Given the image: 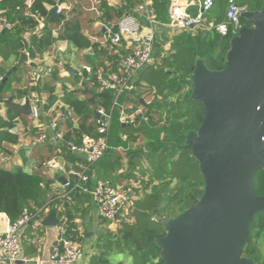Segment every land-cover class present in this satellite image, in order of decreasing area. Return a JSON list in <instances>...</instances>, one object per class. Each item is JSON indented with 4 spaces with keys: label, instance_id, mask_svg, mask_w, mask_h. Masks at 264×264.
<instances>
[{
    "label": "trees",
    "instance_id": "obj_1",
    "mask_svg": "<svg viewBox=\"0 0 264 264\" xmlns=\"http://www.w3.org/2000/svg\"><path fill=\"white\" fill-rule=\"evenodd\" d=\"M26 1L0 0V12L13 24L11 31H0V109L7 102H16L29 94L30 90L27 87L31 84V71L36 67L35 63L28 69L23 66L16 73L8 76V72L18 63L22 54L34 60L38 53L49 50L58 40L67 41L78 50L91 46L78 22L68 21L58 38L55 37L56 26L66 18L62 13L52 14L51 10L47 9L55 6L54 0H35L31 9L32 14L29 16H25L22 12L26 7ZM151 1L157 20L166 23L168 13L164 0ZM215 1L216 4H220L218 17L224 19L226 2ZM126 2L127 5L117 11L109 9L103 3L105 12L102 18L121 19L124 15L136 17L133 9L140 0L133 2L126 0ZM239 2L242 5L247 4L250 11H259L263 5L262 0H239ZM40 19H43L44 26L39 31ZM206 22L210 23L207 18ZM241 23L250 26L243 19ZM230 40L229 36H222L215 29L209 30L203 25L171 39L159 36L153 54V64L144 69L135 85L132 84L133 88L128 91L129 96H133L130 102L138 105L143 94L159 99L145 109L146 119H149L148 122L155 128L145 124V119L143 121L141 118L128 125L116 120L113 146L97 165L90 164L79 155L71 153L69 144L81 145L86 138H97L95 122L97 110L99 108H104L108 112L112 110L115 94L101 91L98 82L94 81L95 86L90 89L85 85V90L67 91L71 114L68 112L62 125L59 124V129L63 126L62 139L54 140L53 136L48 135L45 143L49 144L41 149L38 143L40 132L33 131V139L37 142L36 148L43 153L42 160L51 161L53 158H61L66 168L86 165L96 182L108 181L115 188H118L117 184L123 176L118 174L122 169V156L119 151L123 150L126 153L125 157L133 155L142 157L149 167L145 173L139 168L135 169L137 173L134 179L142 180V187L133 194L135 199L132 201L129 221L122 220L114 230L107 229L98 233L96 249L87 264H165L155 244L158 238L165 235L162 220L173 219L197 204L203 196L205 187L198 162L191 153L182 148L187 134L197 131L203 121L202 104L191 100L192 67L200 58L212 71L224 69ZM166 45H169V50L165 49ZM116 47L100 50L94 47L97 53L107 55L104 58L111 62V71L118 70L120 58ZM98 65L100 67L97 68L107 69L103 67V62H99ZM149 73L154 74L149 76ZM53 77L56 82L61 81L56 73ZM6 78V83H3ZM24 80L27 82L23 85ZM45 89L50 93L54 92L53 88L39 87L32 90H37L40 96ZM124 102H128V99L121 102L122 106ZM43 110L46 112V105L40 104V116ZM114 112L113 115L117 117L120 110L116 114ZM17 119L28 122L26 117L12 109H7V118H3L0 114V152L4 156L12 155L15 150L13 147L19 145V136L12 133L16 128ZM151 128L157 130L156 133L151 132L154 137L149 135ZM124 135L127 136L126 141L121 139ZM128 174L126 175L128 186L125 188L132 189V184L135 182L133 176L129 172ZM51 183L52 181L49 179L45 181L38 173L30 174L22 166H1L0 162V214L7 215L11 221L21 218L25 210L31 215V222L22 235L23 254L28 260L37 256L35 239L38 237L39 229L44 227V220L52 211H55L58 224H64L70 240L81 242L89 238L79 234L76 229L77 218H82L89 205L81 212L77 209L73 213L70 211V206L73 203L76 204L75 208L78 205L83 207L89 204L91 197L84 193L77 196L70 190L64 197L53 195L47 199L46 189ZM254 188L257 196L264 197V170L256 173ZM173 190H176V194L171 197L169 193ZM173 203L178 204L179 208L173 209L175 205ZM46 206L49 208L47 213ZM243 255L258 264H264V212L256 215L252 224V234Z\"/></svg>",
    "mask_w": 264,
    "mask_h": 264
},
{
    "label": "water",
    "instance_id": "obj_2",
    "mask_svg": "<svg viewBox=\"0 0 264 264\" xmlns=\"http://www.w3.org/2000/svg\"><path fill=\"white\" fill-rule=\"evenodd\" d=\"M241 17L250 26L231 38L225 68L212 71L200 58L192 67L191 100L202 104L203 121L182 148L198 162L205 187L197 204L162 221L165 235L155 244L165 264H258L243 251L256 215L264 212V197L254 188L256 173L264 170V1L261 10ZM28 60L22 54L8 76ZM5 106L32 116L30 101ZM43 225H58L55 211Z\"/></svg>",
    "mask_w": 264,
    "mask_h": 264
},
{
    "label": "built area",
    "instance_id": "obj_3",
    "mask_svg": "<svg viewBox=\"0 0 264 264\" xmlns=\"http://www.w3.org/2000/svg\"><path fill=\"white\" fill-rule=\"evenodd\" d=\"M216 5L215 0H169L168 21L160 23L152 5L148 1H143L137 6V12L142 20L132 16L124 15L117 23L116 27L107 25L105 31L109 34L111 46H118L127 42L132 46L131 52L122 58L117 71H110L104 76L103 69H97L96 78L101 91L113 92L115 99L112 110L108 112L104 108H99L95 116L98 136L97 138H86L81 145L69 144V150L73 154L84 157L90 164L98 163L111 149V129L113 124V112L117 108L120 110V123L123 125L133 124L134 118L126 114L125 108L121 105V99L125 92L130 90L133 79L143 71L153 60V54L157 46L158 33L164 31L168 38H173L185 31L192 30L203 25L207 29H215L222 36L230 38L237 36L242 28V14L250 11L248 5L240 4L239 0H226L225 17L220 23H207L205 15ZM58 15L62 13V8H57ZM13 24L7 16L0 12V31H11ZM32 64V60H28ZM43 70L35 71L32 80L38 81ZM26 101V100H25ZM32 105V116L34 121L40 118L39 105L44 101L37 96L28 98ZM69 114L71 112L69 111ZM40 127H42L40 125ZM53 133L54 140L63 138V130L59 129L58 119H53L46 126H43L38 138V143H45L48 132ZM126 141L127 136H121ZM60 172L67 176V188L72 192L87 193L92 196L98 208L100 218L104 222L118 225L122 220L129 221L132 201L135 199L133 190L130 188H115L108 181H97L91 189L89 183L92 176L86 165L78 167H68L65 164L57 166ZM45 212H49L46 206ZM31 222L30 213L25 210L21 218L11 221L8 217L0 221V225L5 227L4 232H0V263L19 264H46L45 260L24 259L22 247V235ZM61 235L65 233V226L57 225ZM4 236V237H3ZM82 247L64 237L57 239L51 247L49 261L55 264H77L83 257Z\"/></svg>",
    "mask_w": 264,
    "mask_h": 264
},
{
    "label": "crops",
    "instance_id": "obj_4",
    "mask_svg": "<svg viewBox=\"0 0 264 264\" xmlns=\"http://www.w3.org/2000/svg\"><path fill=\"white\" fill-rule=\"evenodd\" d=\"M34 1L35 0L26 1L25 3L26 7L24 8V10H22L25 16H29L32 14L31 9ZM54 1H55V6L47 7V9L51 10L52 12L54 8L60 7L62 8V14H64L66 18L65 21L61 22L56 26L54 31L55 37L58 38L60 31L64 29L68 21H74L80 23L83 29V34L91 43V46L90 48L87 49L78 50L77 48L71 46L67 41L58 40L49 50L37 54L36 59L32 60L33 63L36 64V67L32 68L33 70L31 71L32 72L31 84L27 87V89L30 90L29 94L23 97L21 100L16 101L15 103L24 104L28 98L37 96L44 101V104L42 105H46L47 110L46 112L43 110V113L41 114L37 122L32 120L30 117L27 118L28 119L27 123L25 122L24 119H17L16 128L12 131V133L17 134L19 136V145L13 147V150L14 149L15 150L12 155L4 156V154L0 152L1 166H6V165L13 166L14 164L16 166H22L30 174L38 173L45 179V181L47 179L52 181V183L46 189L47 199H49L53 195H61V197H64L66 196L65 193L68 192L67 187L60 181V178H65L67 180V176L65 175V173L60 172L57 169V166L62 164L64 161H62L61 158H56V159L53 158L51 161L42 160L41 158L43 156V153H41L40 150L36 148L37 142L34 141L32 133H34L33 131L40 132L43 126H46L50 121L56 118L58 119L59 124L62 125V123L66 118L65 115H67L68 112L70 111L68 96L66 94L67 91L72 92V91L85 90V85H87L89 89L94 87L95 83L98 82L96 78V71L97 69H103V68H97L100 67L99 65L97 66L99 62L100 63L103 62L104 63L103 67L107 68V69H103L104 76L109 74V72L111 71L110 69L111 62L108 59L106 60L104 58L107 55L104 56V54L97 53L94 47H98V50L111 47V44L109 43V34L105 31V26L110 25L116 27L120 19L104 20V18H102L105 12V9L103 8V3H105L109 9H112L114 11L121 10L127 5L126 0H54ZM133 1L134 0H129V2H133ZM143 1H148L152 5L151 0H140V2L134 6L133 11L135 13V16L140 20H142V17L137 12V6ZM164 3L168 13L169 0H164ZM55 14L58 15L57 13ZM43 22H44L43 19L39 20V31L44 26ZM158 35L168 38L167 34L164 31L159 32ZM116 48H117L116 52L119 54L118 56L121 60L122 57L129 55L132 46H130L125 41L120 45H118ZM24 67L28 69L30 67V64L26 63ZM40 69L45 71V73H42V75L38 79V81L40 80L39 82L38 81L34 82L32 80L33 74L35 73V71H38ZM117 69H119V64ZM143 71H141L138 75L140 76V74ZM71 72H75V73L71 74ZM54 73L58 75L59 79L61 80L60 82L55 81L56 80L54 79L55 76L53 77ZM26 79L28 81V78ZM135 79L136 77L133 80ZM137 79L134 82H132V84L135 85ZM27 81L24 80L23 85L26 84ZM94 81L96 82L94 83ZM132 84L130 90L134 86ZM39 87L53 88L54 92L50 93V91L45 89L39 96L40 93L37 90L36 91L32 90L34 88L38 89ZM128 91L124 93L122 102L125 101L126 98H128L129 96ZM52 97H54V99ZM152 99H154L152 96H147L143 94V97H141L138 101L139 102L138 106H136L135 103L128 101L123 103V107L126 110V114L128 116L133 117L135 122H137V118H141L144 121V119L146 120L145 109L152 103L151 102ZM141 100H144L145 105L141 103ZM7 109L8 108L6 106L0 109V114L2 115L3 118H7ZM116 120L120 123L119 112H118V116L117 117L115 116V121ZM113 121H114V116H113ZM147 121H149V119H147ZM40 125L42 127H40ZM61 130H63V126ZM47 134L50 137L53 136V133L51 131H49ZM48 144L49 143L40 144V148L44 146H48ZM110 144L112 147L113 146L112 139L110 141ZM119 152L121 153L122 156V160H121L122 169L118 172V174L119 175L122 174L123 176L122 177L118 176L121 178L117 184V187L125 188L128 186L127 185L128 183L126 181L127 180L126 175L128 174V172L134 178L135 169L139 168L142 173L143 172L145 173L147 172L146 170H148L149 167L147 166L146 162L143 160L142 157L139 158L136 155H133L131 157L128 156L125 157L126 153L123 150ZM105 156L102 159H104ZM81 158L85 160L84 157ZM127 160H129L128 164L126 163L128 162ZM98 163H95V165H97ZM95 184H96V179L93 175V178L89 183V187L92 189L95 186ZM132 186H133L132 190L134 193L136 192L137 189L141 188L142 184H140V182L137 181L133 183ZM75 193L77 194V196L83 194L81 192H75ZM88 195L91 197L89 204L87 203L83 207L82 206L79 207L78 205V207L75 208L74 206L76 204L74 205L72 203L70 206V211H72L73 213L78 209L79 212H81L85 207L89 205L88 210L83 214L82 218L81 219L77 218L76 220L77 226L76 225L75 226L79 234L91 238L90 240H93V238L96 236L95 238L96 240L99 232L107 229L114 230L115 227H117V225L104 222L100 218L98 213V208L94 203L92 196L90 194ZM5 216L8 217L5 214H0V221H2L5 218ZM1 227L2 226L0 225V228ZM61 236L66 238L67 240H70L67 237L66 228L64 235H61L56 227L44 226L42 229H39L38 237L35 239L36 246L38 248V253L36 257L29 260L31 261L45 260L47 262L46 264H55L49 261V256L52 245ZM72 242L80 245L84 251L83 257L79 260L77 264H87L89 257L91 256V254L94 253L96 244L95 245L92 244L89 248L87 247L85 248L81 244H79L78 241H72ZM24 259L26 258L24 257ZM0 264H9V263H0Z\"/></svg>",
    "mask_w": 264,
    "mask_h": 264
},
{
    "label": "rangeland",
    "instance_id": "obj_5",
    "mask_svg": "<svg viewBox=\"0 0 264 264\" xmlns=\"http://www.w3.org/2000/svg\"><path fill=\"white\" fill-rule=\"evenodd\" d=\"M264 0H262V2H263ZM225 2H226V0H225ZM223 3H224V1H223ZM225 9H226V7H225ZM219 10H220V4H216L215 5V7L209 12V13H207L206 15H205V17L207 18V20H208V22H210V23H220V22H222L223 21V19H222V17L220 16V17H218L219 15H220V13H219ZM177 36V35H176ZM164 37V36H163ZM172 37L170 36V39H171ZM169 48V45H166V50H169L168 49ZM151 65L153 64V61L150 63ZM154 73H149L148 75L149 76H152ZM147 75V76H148ZM139 75H137L136 76V79H137V77H138ZM148 76V77H149ZM135 79V80H136ZM135 80H133V82L135 81ZM123 98V97H122ZM128 101H131L132 99H133V96H128ZM157 102V101H159V99H152V101L151 102ZM120 102H122V99H121V101ZM136 106H138V104H136ZM119 111V109L117 108L116 109V111L114 112V114H116L117 112ZM114 116V121H113V124H112V129H111V139H112V141H113V139H114V136H116V133H115V130H114V127H115V115H113ZM145 122L148 124V125H150V127H154V126H152L151 125V123H149L148 121H147V119L145 120ZM156 125V124H155ZM157 127H158V125H156ZM155 128V127H154ZM154 128H151L150 129V136L151 137H154V134H152L151 132H153V133H156V129H154ZM128 162H126L127 164L129 163V160H127ZM14 166H16L15 164L12 166V167H14ZM126 170V169H125ZM135 173H137V171H134ZM151 173V172H150ZM147 179L148 180H150V177H148L147 176ZM154 180H155V178H153ZM135 180V181H134ZM136 181H138V182H140V184H141V180H139V179H134L133 178V182H136ZM144 182V181H143ZM179 185V184H178ZM177 185V186H178ZM137 186H139V185H137ZM176 186V187H177ZM142 187V186H141ZM174 194H176V190H173V192L172 193H169V195L172 197ZM168 195V196H169ZM169 196V197H170ZM173 204H175V203H173ZM173 209H177V208H179V205L178 204H175V205H173V207H172ZM169 215H170V213H169ZM159 219V218H158ZM163 221V220H162ZM115 227V226H114ZM113 227V228H114ZM115 228H117V227H115ZM94 235V234H93ZM95 236V235H94ZM95 238H96V236L93 238V240H90V239H87V240H85V241H81V242H78L79 244H81L83 247H87V248H89L92 244H96V240H95ZM85 244V245H84ZM95 249H96V245H95Z\"/></svg>",
    "mask_w": 264,
    "mask_h": 264
}]
</instances>
